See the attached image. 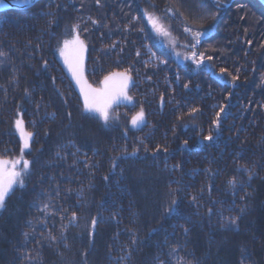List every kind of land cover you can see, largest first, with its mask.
I'll return each instance as SVG.
<instances>
[{
	"label": "trees",
	"instance_id": "trees-1",
	"mask_svg": "<svg viewBox=\"0 0 264 264\" xmlns=\"http://www.w3.org/2000/svg\"><path fill=\"white\" fill-rule=\"evenodd\" d=\"M146 13L184 56V29L207 31L195 49L203 65L179 62ZM74 26L92 85L131 76V104L112 106L107 123L85 110L58 59ZM141 108L145 122L133 126ZM18 118L33 133L30 168L0 210V264H264L259 0H40L0 11L1 159L20 157Z\"/></svg>",
	"mask_w": 264,
	"mask_h": 264
},
{
	"label": "snow or ice",
	"instance_id": "snow-or-ice-1",
	"mask_svg": "<svg viewBox=\"0 0 264 264\" xmlns=\"http://www.w3.org/2000/svg\"><path fill=\"white\" fill-rule=\"evenodd\" d=\"M0 2H2V0H0ZM14 2L30 4L31 0H14ZM146 15L157 34L164 37L171 36V32L161 22L159 17L149 13H146ZM74 31H76L77 34L74 35L71 40H65L63 42L64 46L59 49L60 55L69 72L72 74L73 79H75L77 85L80 87L85 110L98 113L100 118L107 123L110 118L109 109L113 104L121 99H131L126 92L129 82L131 81V76L126 72H113L104 77L103 81H101V87H93L89 84L84 78L86 44L78 34V26H74ZM184 31L189 33L191 37V43L186 45V47L193 49L190 54H185L184 59L191 60L197 68H200L205 60L204 53H197L195 49L205 33L202 30H193L191 27H186ZM173 43L175 42L173 41ZM207 59L211 60L212 58L207 57ZM220 71L224 73L225 70L221 69ZM232 79L236 80L237 77L233 76ZM185 87H187V85H185ZM193 111H196V109H193ZM221 111H223V109H221ZM217 115H219V113ZM144 122L145 113L141 108L140 111L132 117L131 123L133 126H138ZM214 123L218 124L217 121H214ZM15 125L22 141L21 154L17 159H0V209L5 207L6 199L14 190L15 185H19L21 188L25 186L24 177L30 168V161L24 159V150L29 148V142L33 133L26 130L22 118H18L15 121ZM205 139L212 140L213 137L209 135L205 137ZM186 143L187 141H185V144ZM230 183H235V181H231ZM172 204L174 205L175 201H172ZM242 211L243 209H241V212ZM73 218H75V214H73ZM235 222L236 219L233 218L231 223L235 224ZM93 224H95V221H93Z\"/></svg>",
	"mask_w": 264,
	"mask_h": 264
},
{
	"label": "rangeland",
	"instance_id": "rangeland-1",
	"mask_svg": "<svg viewBox=\"0 0 264 264\" xmlns=\"http://www.w3.org/2000/svg\"><path fill=\"white\" fill-rule=\"evenodd\" d=\"M167 27V26H166ZM203 32L205 33L204 35H206L208 32L207 31H205V30H203ZM155 33H156V31H155ZM77 34V32L76 31H74V30H72L68 35H66L64 38H63V41L61 42V44H60V46L58 47V59L61 61V63H62V65H63V67H64V69L68 72V74H69V77H70V79H71V81H73V83H74V86H75V88H77V90H78V92H80V87L77 85V83H76V81H75V79H73V77H72V74L69 72V70H68V68H67V66L65 65V63H64V60H63V58H62V56L60 55V51H59V49L60 48H62L64 45H63V42L65 41V40H71L73 37H74V35H76ZM157 34V33H156ZM159 37H160V39H161V41L163 42V45H165V47H167L168 49L170 48V51H172L173 52V50H174V52H173V54L175 55V56H177V58H178V60H179V62H182L183 61V58H184V55H181V53L179 52V49H178V46L177 45H179L178 43H177V41L175 40V38H174V36L171 34V36L170 37H164V36H162V35H159V34H157ZM203 37V36H202ZM82 39V38H81ZM83 40V39H82ZM173 41L175 42V43H173ZM177 43V44H176ZM173 49V50H172ZM85 57H86V52H85V55H84V78L86 79V75H85V63H86V59H85ZM87 80V79H86ZM132 81V80H131ZM131 81L129 82V85H128V88H127V90H126V92H127V95L130 97V95H129V87H130V84H131ZM87 82L89 83V84H91L90 82H89V80H87ZM92 85V84H91ZM93 87H101L102 85H101V83L98 85V86H94V85H92ZM80 94H81V92H80ZM81 98H82V101H83V97H82V95H81ZM131 102H132V100H125V99H121V100H119V101H117L115 104H113V106L114 105H120V104H131ZM110 110V109H109ZM93 113H96V112H93ZM109 113H110V111H109ZM96 114H98V113H96ZM99 115V114H98ZM142 124H139L137 127H139V126H141ZM19 136H20V134H19ZM31 141V140H30ZM29 144H30V142H29ZM27 149H29V148H27ZM1 159V158H0ZM9 160V159H8ZM16 187V185L14 186V188ZM0 210H2V209H0Z\"/></svg>",
	"mask_w": 264,
	"mask_h": 264
},
{
	"label": "water",
	"instance_id": "water-1",
	"mask_svg": "<svg viewBox=\"0 0 264 264\" xmlns=\"http://www.w3.org/2000/svg\"><path fill=\"white\" fill-rule=\"evenodd\" d=\"M40 0H31L30 4H23L14 2V0H2L0 2V11H8V10H19V9H29L30 6L34 5L35 3L39 2ZM261 4L264 6V0H259ZM234 2V0H231Z\"/></svg>",
	"mask_w": 264,
	"mask_h": 264
}]
</instances>
